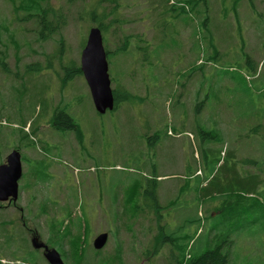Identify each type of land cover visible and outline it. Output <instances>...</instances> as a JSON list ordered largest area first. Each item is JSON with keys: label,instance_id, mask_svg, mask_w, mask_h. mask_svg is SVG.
<instances>
[{"label": "rangeland", "instance_id": "1", "mask_svg": "<svg viewBox=\"0 0 264 264\" xmlns=\"http://www.w3.org/2000/svg\"><path fill=\"white\" fill-rule=\"evenodd\" d=\"M25 1L0 0V166L18 150L23 167L0 201V264H50L36 236L65 264H176L224 240L228 264H264V0H196L194 15L187 0H38L45 38ZM95 13L112 87L136 97L104 114L83 74L66 78Z\"/></svg>", "mask_w": 264, "mask_h": 264}, {"label": "water", "instance_id": "2", "mask_svg": "<svg viewBox=\"0 0 264 264\" xmlns=\"http://www.w3.org/2000/svg\"><path fill=\"white\" fill-rule=\"evenodd\" d=\"M103 39L101 28L92 27L81 55V71L90 87L95 108L101 114L115 108L108 53ZM22 175V155L18 150H13L8 155L7 162L0 166V201L18 199ZM108 236V232L100 233L94 240V247L97 250L103 248ZM32 242L35 248L44 249V255L50 264H65L57 249L50 248L37 236Z\"/></svg>", "mask_w": 264, "mask_h": 264}, {"label": "trees", "instance_id": "3", "mask_svg": "<svg viewBox=\"0 0 264 264\" xmlns=\"http://www.w3.org/2000/svg\"><path fill=\"white\" fill-rule=\"evenodd\" d=\"M187 2H188L187 5L189 6L190 10H188L187 9L188 7L184 5H181L179 7L180 9L178 10L182 11V13L187 14V15H194V14L200 13L197 7L198 2L196 0H187ZM22 4L25 6V9H27V18L38 17L40 25H41L40 37L45 38L50 33L54 32L56 27L53 25L52 21H50L48 18V15H49L48 7H44L43 5H41L38 0H29V1L23 2ZM39 9L41 10L40 12L37 11ZM176 13H178L177 10H176ZM178 15L181 16L180 13ZM92 20L98 23L97 24L98 27H100L103 32L106 31L107 28L104 25L100 14H97V13L93 14ZM206 23H207V19L206 21H204L203 24L205 25ZM4 53L5 52L0 51V63L5 69H7V63L4 60L5 59ZM107 53H108V58H109L111 54L108 50H107ZM35 67L38 69H42L38 64L29 65V68L33 69ZM68 70H69V73L67 74L66 78L73 77L75 74H83L81 71V66L73 65V68L68 69ZM113 91H114V96H115L114 110H117L123 102L131 101L132 99L136 98V97H133V95L129 93L127 90H120L118 87L113 88ZM52 120H53L54 125L57 126L58 128H63L64 130H69V131H75L78 136L80 137L82 136V130L80 126L77 124L74 117L71 116L66 111L65 108H57L54 112V116ZM246 161L251 164L256 163V161L253 159H247ZM213 171L214 169H212V172ZM247 178L249 179L250 187H253L259 184V180L256 179L257 176L255 174H249L247 175ZM156 190H157L156 180L155 179L149 180L147 184V188L145 190V196L146 197L150 196L153 198L154 200L153 204L156 206V212L160 214L161 206L159 205V202L157 200ZM60 225L61 227L58 230L62 231L63 222L60 223ZM193 237L196 238V236H192V240L194 239ZM217 238L218 237H216V239ZM225 242H227V240H224L221 243L218 242L213 248L206 250L200 255H191V258L187 259L185 262H179L177 260L176 264H228L229 254L226 252H223V247H224ZM7 246L9 247L8 244ZM31 259H32L31 262H35V256L31 257ZM27 261L29 262V260Z\"/></svg>", "mask_w": 264, "mask_h": 264}]
</instances>
